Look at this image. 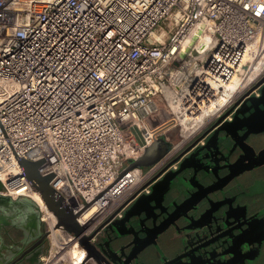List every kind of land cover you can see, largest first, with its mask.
<instances>
[{
  "label": "built area",
  "instance_id": "1",
  "mask_svg": "<svg viewBox=\"0 0 264 264\" xmlns=\"http://www.w3.org/2000/svg\"><path fill=\"white\" fill-rule=\"evenodd\" d=\"M237 75L243 87L227 96ZM260 81L264 0H0L3 192L42 195L49 237L70 234L20 162L43 159L57 199L95 240L179 153L175 143L155 164L130 167L179 122L155 123L173 98L226 104L212 120Z\"/></svg>",
  "mask_w": 264,
  "mask_h": 264
},
{
  "label": "flooded vegetation",
  "instance_id": "2",
  "mask_svg": "<svg viewBox=\"0 0 264 264\" xmlns=\"http://www.w3.org/2000/svg\"><path fill=\"white\" fill-rule=\"evenodd\" d=\"M264 81L249 90L232 107L222 123L231 129L221 130L217 139L215 130L219 117L213 118L222 109L218 107L204 116L192 117L186 121L197 123L195 127L204 128L192 140L182 147L169 165L159 173L157 183L170 169L180 168L185 158L195 167L180 171L172 183V187L165 196L163 207L156 211L150 208L147 198L142 200L134 209H149L130 217L129 211L134 206L136 198L126 205L122 214H117L113 220L107 222L100 229L95 239L99 247L108 249L112 245L120 254L139 250L137 262L139 264H160L163 258L173 256V242L182 245L185 227L178 219V213L196 205L198 201L207 202L209 196L219 198L238 199L253 205V212L257 217H247L248 222L234 221L227 218L226 224H213L204 232V241L211 242L214 247L212 259L204 260V264H264ZM256 105L251 107V100ZM231 107V108H232ZM198 113V111H197ZM184 119V118H183ZM208 122V124H207ZM197 129L195 133L199 130ZM194 133V134H195ZM193 134V135H194ZM192 135V136H193ZM209 145L202 149L204 145ZM198 152H200L198 154ZM198 154V155H197ZM205 157L206 162L199 156ZM171 173L168 175L170 176ZM153 185L150 192L160 199L161 184ZM155 186V187H154ZM140 194V195H142ZM256 198V199H255ZM162 199V198H161ZM161 201V200H160ZM252 203V204H251ZM242 204V205H243ZM177 210V211H175ZM175 211V212H174ZM246 208L241 207L240 213H245ZM209 217V216H208ZM130 218V219H129ZM259 218V219H258ZM45 231H47L46 225ZM239 226L240 229H234ZM135 228V229H134ZM133 229L134 232H130ZM17 234L22 231L12 229ZM72 235L73 233L70 232ZM40 247L42 261L40 264H56V259L50 256L51 238L49 232L44 237ZM80 241V237L75 238ZM9 240V239H8ZM36 241L30 243L33 245ZM151 244L152 256H146L148 246ZM82 245V244H81ZM83 246V245H82ZM85 247V246H84ZM100 260L106 258L98 253ZM144 255V257H143ZM206 261V263H205ZM14 264H19L17 260ZM60 264H65L61 262ZM81 264H100L95 258H89Z\"/></svg>",
  "mask_w": 264,
  "mask_h": 264
},
{
  "label": "water",
  "instance_id": "3",
  "mask_svg": "<svg viewBox=\"0 0 264 264\" xmlns=\"http://www.w3.org/2000/svg\"><path fill=\"white\" fill-rule=\"evenodd\" d=\"M249 100L251 99L248 98V101ZM251 102L250 109L256 105L252 100ZM233 108L234 107L229 109L217 120L216 125H218V127L214 133L217 139H219L218 136L221 130L226 129L228 133L231 132L228 125L225 122L222 123V121ZM174 144L175 142H173L171 138H168L166 133H161L155 141L147 147L142 156L129 159V162H131L130 167L151 166L155 164L171 150ZM206 147H209V145H204L202 149ZM199 153L200 152H198V154ZM206 155L207 154H204L199 157L206 162ZM42 161L43 159L36 161L24 157L20 158L21 165L24 166L30 180L35 184L36 188L42 191L50 208L55 211L58 219H60L59 226L64 225L69 232L80 237L81 244L87 249V256L84 261H87L89 258H95L100 264H139L140 262H137V258L139 256L138 252L141 249L120 254L112 245H109L110 247L108 249L98 246L96 240L93 239L95 232L87 234L85 232V227L78 223L74 212L64 207L61 201L57 199L55 188L50 182L54 177V173L42 174L40 171ZM187 161L188 160L185 158L180 168L170 169L169 172L159 179L157 183L158 185L161 184L162 189L160 199L154 195L153 191L152 193H145L137 196L134 206L128 212L130 217L138 215L146 210H148V216L150 215V208L156 211L157 208L163 207V201L166 199L165 196H167L168 191L173 186L172 183L175 180V176L180 171L188 169V167L196 166V164L187 163ZM170 173L171 175L168 176ZM157 183H155V185ZM3 189L4 183L0 179V264H14L17 260H19V264H40L42 261L40 247L45 239L44 237L48 233V230L45 231V222L42 218L40 204L29 195L23 194L20 197H13L11 194L5 191L3 192ZM209 197L210 200L208 203L198 201L191 210L189 208L178 213V219L181 220L183 224L185 222L187 223L184 224L185 236L183 237L182 245H180L178 241H174L172 248L174 253L173 256L170 259L164 257L162 259L163 262L160 264H204V260H207V258L212 259L214 256V247L211 245V242L204 241V232L208 227L213 224H226L227 218L229 219L231 217L234 218L235 222L244 220L243 223H245L249 221L247 217L254 218L259 215L256 214L257 212H253V205H251L250 209L249 203L246 202L243 204L244 199L238 200L236 198L232 201V199L228 197L225 199L219 198L218 200H215L212 196ZM145 198L148 199V206L150 208L145 207L141 210L134 209ZM241 207H244V209L246 208L244 214L240 213ZM262 220L264 221V218ZM13 228H18L22 232L17 234L12 230ZM234 229H240V227L235 226ZM132 231L134 232L133 229H130V232ZM33 241L36 242L29 246ZM145 246H148V250L144 254L146 256H152L154 252L152 253L151 251V244L143 245V247ZM98 253L106 258V262L100 260Z\"/></svg>",
  "mask_w": 264,
  "mask_h": 264
},
{
  "label": "bare ground",
  "instance_id": "4",
  "mask_svg": "<svg viewBox=\"0 0 264 264\" xmlns=\"http://www.w3.org/2000/svg\"><path fill=\"white\" fill-rule=\"evenodd\" d=\"M248 60H251L253 58V55L250 53L247 56ZM261 66V63H260ZM261 68V67H260ZM242 76L237 75L235 78L227 84V91L226 95H233L237 94L239 90L242 89ZM175 100V99H174ZM191 104L193 109L199 110L202 106L205 105H197L196 102H194V98L191 95L187 102L185 103H176V110L183 109L184 106H187ZM218 104V108L223 109L226 104L222 102H216ZM200 126L195 127L194 129L188 130L186 135L184 136L186 141L189 137H191L197 129H199ZM38 201H42L43 197L42 195H36L35 197ZM90 222H87L86 225H88ZM90 226V225H89ZM92 226V224H91ZM91 226L89 228H91ZM53 240V248L51 255L52 258L56 259V264H60L61 262H64L65 264H81L84 259L86 258V249L83 247L78 239H75V237L71 234H69L67 231H65L63 228H55V232L51 236Z\"/></svg>",
  "mask_w": 264,
  "mask_h": 264
},
{
  "label": "rangeland",
  "instance_id": "5",
  "mask_svg": "<svg viewBox=\"0 0 264 264\" xmlns=\"http://www.w3.org/2000/svg\"><path fill=\"white\" fill-rule=\"evenodd\" d=\"M189 97L187 98V100L189 99ZM193 98H194V96H193ZM172 102H173L174 107L173 108L171 107V111H169L167 113V117H166V115H163V116L159 117L157 120H155V123L161 121L162 119L164 120L166 118H169L170 115H173V116L177 115V120L179 122H177L176 125H173L172 127L167 129V131H166L167 135H170V134L172 135L171 138H172L173 142H175V143H177V141H180V139H182L186 135L188 130L193 129V127L197 125V123H194V122L186 124V121L188 119L195 117V116L198 117L199 115H201V117H202L206 113L211 112L213 109H215L218 106V104H216V102H212V103H207V104H205V106H202L201 109L196 110V109H193L194 106L189 104L187 106H184L183 109L176 110V108H175L176 103H185V102H183V101L181 102L178 99L174 100V98L172 99ZM161 104H162V106H165V103L162 102ZM165 107H167V106H165ZM197 111H198V113H197ZM198 118L200 119V117H198ZM207 124H208V122H207Z\"/></svg>",
  "mask_w": 264,
  "mask_h": 264
},
{
  "label": "crops",
  "instance_id": "6",
  "mask_svg": "<svg viewBox=\"0 0 264 264\" xmlns=\"http://www.w3.org/2000/svg\"><path fill=\"white\" fill-rule=\"evenodd\" d=\"M200 133V131H197L196 133H195V135H193V136H191V137H189L186 141H184V139H185V137H183L182 139H180V141H177V143H180L181 145V149H182V147L183 146H185L187 143H188V141H190V140H192L197 134H199ZM170 136H172L171 134H170ZM172 139V138H171ZM180 149V150H181Z\"/></svg>",
  "mask_w": 264,
  "mask_h": 264
}]
</instances>
